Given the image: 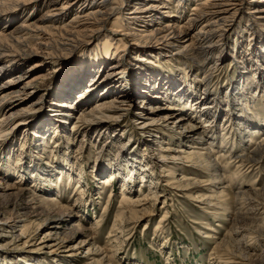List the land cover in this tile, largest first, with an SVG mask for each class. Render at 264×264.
Masks as SVG:
<instances>
[{
    "label": "rangeland",
    "instance_id": "374dc122",
    "mask_svg": "<svg viewBox=\"0 0 264 264\" xmlns=\"http://www.w3.org/2000/svg\"><path fill=\"white\" fill-rule=\"evenodd\" d=\"M245 59L237 70L224 61L211 76V88L222 85L224 95L228 84H241L238 72L255 71L264 62ZM109 70L67 95L61 88L67 75L54 77L49 66L29 71L17 85L20 93L33 94L24 105H42L35 117L45 122L21 126L20 132L10 126V145L0 152V264H264V162H237L240 153L257 152L264 128L235 133L224 116L227 103L206 118L195 105L182 104L181 111L164 92H147L132 70L120 78L108 76ZM114 80L135 92L132 101L123 103L116 121L72 135L81 110L95 100L77 103L97 86L110 89L106 83ZM254 80L245 97L250 111L238 113L241 122L248 121L257 109L264 124V81ZM61 102L70 107H55ZM64 114L69 119L62 125ZM145 122L151 133L144 131ZM199 127L215 130L210 154L200 146L195 150L221 166L214 179L213 169L187 158ZM224 136L233 146L222 147ZM242 192L247 199L239 198Z\"/></svg>",
    "mask_w": 264,
    "mask_h": 264
},
{
    "label": "bare ground",
    "instance_id": "6f19581e",
    "mask_svg": "<svg viewBox=\"0 0 264 264\" xmlns=\"http://www.w3.org/2000/svg\"><path fill=\"white\" fill-rule=\"evenodd\" d=\"M190 1L0 0V152L10 145L13 136L12 131L8 132L10 126L17 125V132H20L21 126L45 122L39 115L35 117L42 105H24L33 99V94L27 89L20 93L17 85L29 71L46 66L54 77L61 73L67 75L66 83L61 87L66 95L105 69L111 70L108 76L118 75L119 78L132 70L131 76L139 86L150 93L164 92L181 111L182 104H190L198 108L196 113L201 116L213 117L220 103L225 102L230 105L224 114L230 122L229 130L243 134L251 133L254 127L264 128L261 112L257 109L248 114V121L241 122L243 118L238 113L250 111L245 97L251 94L256 77V81H264V62L258 71L238 72L241 84L233 87L228 84L224 95H221L222 85L211 88V76L224 61L229 60L237 70L247 55L264 59V0H197L184 18ZM198 72L200 78L196 75ZM115 82H107L111 83L107 90L103 85L95 89V84L88 86L89 90H94L77 106L92 100L95 103L88 111V108L81 110L78 122L71 129L72 135L102 127L108 120L119 118L115 113L122 109L123 103L132 101L135 92L129 93V89L119 88ZM178 83L186 84L187 89H181ZM230 96L236 103L231 104ZM61 103L55 107H70V104ZM58 109V113L68 111ZM64 115L59 116L65 118L62 125L69 119L67 114ZM154 120L151 118L150 124ZM237 120L242 127L236 126ZM149 122L142 124L144 131L151 130ZM199 128L195 134L197 138L192 142L194 149L187 153V158L202 163L207 170L213 169L214 179L219 176L221 166L207 156L215 130ZM206 137L212 142L208 146L203 143ZM230 140L224 136L222 147L232 145ZM261 140L257 152L237 156L239 166L264 162V136ZM199 146L207 150V156L196 152ZM109 182L110 179L106 184ZM253 191L258 193L257 189ZM239 194V198L247 199L244 192ZM124 204L131 206L127 201ZM129 210L135 215L132 207ZM26 232L27 228L21 230L22 234Z\"/></svg>",
    "mask_w": 264,
    "mask_h": 264
}]
</instances>
